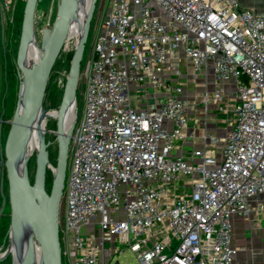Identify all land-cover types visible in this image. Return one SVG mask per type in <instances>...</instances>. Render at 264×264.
<instances>
[{"label":"built area","instance_id":"1","mask_svg":"<svg viewBox=\"0 0 264 264\" xmlns=\"http://www.w3.org/2000/svg\"><path fill=\"white\" fill-rule=\"evenodd\" d=\"M18 1L0 0L4 26L16 24ZM109 2L75 111L63 259L108 264L129 249L135 264H240L233 217L264 193V11L238 0ZM220 115L231 127L205 129L197 162L173 154L192 117L206 126Z\"/></svg>","mask_w":264,"mask_h":264},{"label":"water","instance_id":"2","mask_svg":"<svg viewBox=\"0 0 264 264\" xmlns=\"http://www.w3.org/2000/svg\"><path fill=\"white\" fill-rule=\"evenodd\" d=\"M38 1L26 0L21 37L14 60L19 79L18 101L4 145L1 147L4 167L1 176L0 220L7 202L10 206V234L13 264H63L60 239V205L66 184L69 151L76 122L68 118L76 105L79 79L91 22L98 0H90L84 22L70 61L61 102L56 108H47L46 90L53 68L68 42L69 33L78 8V0H59L52 26L43 29L41 51L35 62L27 66L24 58L35 35V15ZM55 111V115L51 112ZM56 118L53 129L42 128L43 121ZM70 119V120H69ZM36 131L38 147L35 152L36 170L31 179L28 151L29 141ZM47 132L54 135L56 162L50 167V145ZM2 121H0V137ZM53 173L50 191L47 172ZM5 175L8 197L4 191ZM15 251H14V249Z\"/></svg>","mask_w":264,"mask_h":264},{"label":"rangeland","instance_id":"3","mask_svg":"<svg viewBox=\"0 0 264 264\" xmlns=\"http://www.w3.org/2000/svg\"><path fill=\"white\" fill-rule=\"evenodd\" d=\"M59 0H40L38 1L36 15H35V38L41 48L42 43V35L43 29L45 27H49L53 25V22L56 18V12H57V3ZM26 0H19L17 7H16V13L15 16H17L18 20L16 21L15 25H9L4 26L0 22V120L6 121L11 120L14 114V110L16 107V103L18 101V93H19V79H18V73L15 67V58L17 56L18 47L20 43V37H21V28H22V19H23V13H24V7H25ZM109 0H98L97 7L94 13V19L91 22V29H90V36L88 38L87 44H86V51L84 55V59L82 62V69L79 79V85H78V93H77V110L79 113H81L83 109L84 102V93H85V87H86V78L84 75L85 71V65L90 58L91 54L93 53V44L95 42L97 33L99 29L101 30V22L104 20L105 14L107 12V9L109 7ZM22 17V19H21ZM77 34V33H76ZM73 35V36H76ZM75 39H72L69 43V48L73 49L75 46ZM68 49L64 50L62 52V55L65 56L66 52H68ZM24 64L28 65L27 61L24 58ZM15 68V69H14ZM60 77L58 78V84L62 85L64 87L66 76L68 73V68L66 66L63 67ZM7 71L10 73V81L6 80V74ZM56 118H49L47 119L48 127L47 129H53L55 127ZM47 139L51 140L54 144V135L52 132H47ZM32 141L30 139L28 151L32 148ZM56 147L55 144L51 150V161L56 162ZM32 158L29 162V169H30V175L31 179H34L35 170H36V162H35V152H32ZM1 159V156H0ZM1 161V160H0ZM70 162V159H69ZM1 164H0V184H1ZM69 172V171H68ZM52 183V182H51ZM49 187L51 188V184H49ZM4 191L6 192V184L4 185ZM1 192V191H0ZM8 197V196H7ZM1 201V200H0ZM63 202V200L61 201ZM64 203V202H63ZM63 203H62V209H63ZM1 205V204H0ZM2 219H8L9 225H10V219L11 213H10V207L5 208L3 213ZM83 231L87 232H94L98 236L101 235V229L99 226H86L83 228ZM112 260L108 264H116V260H120V263L123 264H135L136 262V255L131 250L127 249L123 252L114 253ZM111 254L108 253V256ZM63 264H68L65 259H63Z\"/></svg>","mask_w":264,"mask_h":264},{"label":"crops","instance_id":"4","mask_svg":"<svg viewBox=\"0 0 264 264\" xmlns=\"http://www.w3.org/2000/svg\"><path fill=\"white\" fill-rule=\"evenodd\" d=\"M238 1L243 7L264 11V0ZM191 90L193 88H190L189 92ZM228 90L234 91V86L229 85ZM210 111L214 112V107H211ZM194 118L190 119L188 127L184 130L186 136L176 139L173 154L197 162L199 159L192 156V151L203 145L202 135L205 129L224 136L231 124L222 115L208 120L206 126L200 125L201 123L195 121ZM192 130L194 134L191 133ZM221 145L222 142L216 149H219ZM232 245L236 249V258L240 264H264V193L251 199V209L248 214H237L233 217Z\"/></svg>","mask_w":264,"mask_h":264},{"label":"trees","instance_id":"5","mask_svg":"<svg viewBox=\"0 0 264 264\" xmlns=\"http://www.w3.org/2000/svg\"><path fill=\"white\" fill-rule=\"evenodd\" d=\"M21 19H22V17H21ZM17 20H18V18H17ZM73 52L74 51L66 53L65 56H63L61 54L60 57L58 58L56 64H55L54 68H53L52 74H51L49 82H48L49 85L47 86V90H46L45 104H46L47 108H50V109L56 108L59 106V104L61 102L64 87L62 85L58 84V78L60 77L61 71H62V69H64L63 68L64 66H66L68 69H70L69 66H70V61H71ZM10 78H11L10 73H9V71H7L6 80L10 81ZM9 127H10L9 124L3 123V128L9 129ZM31 141H32V137H31ZM53 163L55 164V162H53ZM52 177H53L52 171L48 170L47 182L49 184H51V182H52ZM6 195L8 196L7 192H6ZM0 200L3 201L2 196H1V192H0ZM1 201H0V204H1ZM7 207H10L8 202H7ZM1 225H3V232H6V230L8 229V226H9V220L8 219L6 220L5 218L2 219Z\"/></svg>","mask_w":264,"mask_h":264},{"label":"bare ground","instance_id":"6","mask_svg":"<svg viewBox=\"0 0 264 264\" xmlns=\"http://www.w3.org/2000/svg\"><path fill=\"white\" fill-rule=\"evenodd\" d=\"M78 1H79L78 2V8H77V12H76L75 17H74L75 19L73 20V23H72L70 33H69V38H68V42H67L68 44L72 39H75L77 41L79 34H80V30H81V24L84 22L85 15H86V12L88 10V6H89V2H90V0H78ZM75 34H76V36H73ZM40 51H41V48H40V46H39V44L35 38V35H34L33 38L31 39L29 45H28V50H27L26 55H25V60L28 63V65H26V67L31 65L33 62H35ZM75 111H76V105L69 112L68 118L73 119V117L75 116ZM51 113L55 115V111H52ZM41 126L43 129L47 128L48 127L47 121H43ZM33 134L34 135H32V145H31L32 148H31V150H29V153H31V154L38 147V136H37L38 134L36 133V131ZM14 251H15V249H14Z\"/></svg>","mask_w":264,"mask_h":264},{"label":"flooded vegetation","instance_id":"7","mask_svg":"<svg viewBox=\"0 0 264 264\" xmlns=\"http://www.w3.org/2000/svg\"><path fill=\"white\" fill-rule=\"evenodd\" d=\"M0 121H2V134L0 137V156H1L0 164L2 166L1 167V175H2L4 162L2 161L1 147L5 143V140H6V137L8 134V130H9V129L3 128V123L9 124V125H10V123H9V120H6V121L0 120ZM53 146H54V144L51 143L50 148H49L50 151L52 150ZM50 155H51V152H50ZM5 183H6V192L8 193V185H7L6 175H5ZM47 189H48V191H50L48 182H47ZM1 220H2V218H1ZM1 220H0V264H13V251L11 248V241H10V236H9L10 234H8L9 226H8V229L6 230V232H3V225H1Z\"/></svg>","mask_w":264,"mask_h":264}]
</instances>
